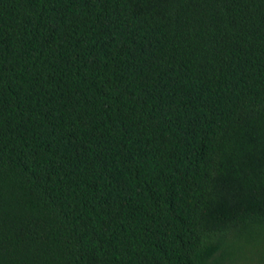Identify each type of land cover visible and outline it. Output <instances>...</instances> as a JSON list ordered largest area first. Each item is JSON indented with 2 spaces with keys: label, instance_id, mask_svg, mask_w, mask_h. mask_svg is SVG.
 <instances>
[{
  "label": "trees",
  "instance_id": "1",
  "mask_svg": "<svg viewBox=\"0 0 264 264\" xmlns=\"http://www.w3.org/2000/svg\"><path fill=\"white\" fill-rule=\"evenodd\" d=\"M0 264H264V0H0Z\"/></svg>",
  "mask_w": 264,
  "mask_h": 264
}]
</instances>
